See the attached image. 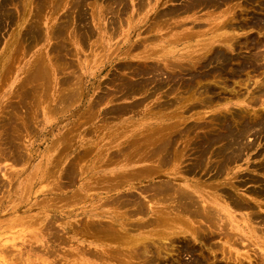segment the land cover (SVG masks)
Here are the masks:
<instances>
[{
	"label": "bare ground",
	"instance_id": "obj_1",
	"mask_svg": "<svg viewBox=\"0 0 264 264\" xmlns=\"http://www.w3.org/2000/svg\"><path fill=\"white\" fill-rule=\"evenodd\" d=\"M9 1H11V0H9ZM28 1H27V4L29 2H32V1H29V2ZM47 1H49V0H47ZM83 1L84 0H73L74 3L71 5L72 2L70 3V0H69V2H68V3H70L69 5H71V7H73V5H74V10L73 11L75 13H73V11H72L73 8L70 10V11H72L74 16L71 17V18L68 17L69 18V19L67 18L68 22L65 21V18H64V20H61L62 21L61 23H64L63 21H65L67 23L66 24L64 23L61 27L57 28V31H58L57 33L55 31H51L53 33H51L50 36L53 35V38H56V42L55 43H57V40H58L57 37H59L60 41H61L60 44L57 43L58 47L60 49H58L56 52L59 53V56H60V54L61 55L62 54H64V55L68 54L70 52V50H72L74 48L73 44H71L73 42H70L71 40H69L70 38L71 39L74 38L75 41L78 38L79 41L81 40L80 44L82 43V45L84 46L82 39L84 37H86V36H88V37L92 36L91 34L93 33V31H92L93 27H92V25H90V22L87 19L88 18L87 15H86L87 11H84L85 7L83 9V5L85 4ZM92 1H94V0H92ZM110 1L108 2V4L110 3L109 5H111V6H108V4L107 5L104 4L103 7L105 5L108 7L106 9V6H105V9H104L105 11H107L106 14L113 13V17L110 18V20L112 21V18H117V17L114 16V15H117L115 13L118 12L120 14V15L119 14L117 15L118 17L123 15V14H121V12L123 13V8L126 6V1H128L127 4H129L130 1L129 0H110ZM153 1L154 2L152 4V8H154L156 10L155 6L159 2V0H153ZM17 2H19V0ZM35 2L36 1L34 0L33 1L34 4L32 6V10L33 9H35V10L37 9V8L34 7V5L36 6ZM57 2H55V3L53 2L55 4L54 6L57 5L56 7H58L59 4H62L64 2V0H63V2H62V0L59 1V4H56ZM143 2H145V1L144 0H139V2H138L139 4H137V6L138 5H140V7L143 6V7H141V10L144 8V5H143L144 3ZM5 3H4V6H5ZM10 3H12V1ZM21 3H22V0H20L19 4H21ZM38 3L40 4V2H38ZM42 3H45V2L41 1V5H43ZM49 3L50 2H48V4L47 3L46 4H47V7L50 8L51 5L49 6ZM53 3H52V5H53ZM86 3L88 4V1ZM7 4H9V2H7ZM41 5H39V6L41 7ZM88 5L89 6L91 5V1H90V3ZM114 5H116V6H114ZM146 5L147 4H145V7H146ZM4 6L2 7V9H4ZM39 6L37 5V7H39ZM54 6H52V7H54ZM100 6H101V4H100ZM180 6H176L175 8L174 7H172V8L168 7V9L165 8V9H167V11L163 12V16L166 17L169 20L170 18H175V17H178V16H182L184 14L185 15L192 14V15H194V17L191 20H192L193 25L196 26V27H198V25L199 26L202 25L200 20H202L201 18L203 16H206L207 17L206 21L208 22L207 26L205 25L206 28L201 30V34L205 35V36H203V38H201V39H199L200 38L199 37L198 40H196V42L194 43V45H193L194 47L192 49H190V50L188 49L189 51H187V50L184 51L183 49L176 48V46H172V48H170V49L169 48L165 49V50L161 49L160 51H156L154 48H151L149 50L146 49L145 50V54L143 53L141 56L135 55L134 58H136V57L139 58L138 61L136 60L137 63L135 62V65H134L133 64L134 62L131 63V61H130L131 65L127 66L128 68L131 67V69H128V71L130 70V74H129L130 76H128V75L126 76V74L124 73L125 76H126V77H124L123 76L124 74L119 72L121 74V75L119 74V76H123L124 79L121 78V77L119 78V76H118V78L121 80V81L118 80V83H120L119 87H117L118 89L115 86L116 85L115 83L117 82V79H116V82L114 83L115 84L114 87L117 89V91L115 92L116 89L113 88L116 95L115 94H111L113 89L111 90V92L109 91V93L111 94L110 96H112V95L114 96L115 95V97H113L112 99H111V97H109L111 101H113L114 99H119V98L128 99L129 101L126 102V103L122 102L123 104H119L118 103L119 105L116 103L115 106L113 104H111L110 106L113 105V107H111V108L110 107L108 108L107 106H104V108L106 107L108 109L106 110V112L103 111V115L104 116H109L108 119H110L111 117H116V116L120 117L122 115H127V114H128V116H129V114H132V115L133 114H141L143 111H146V109H147V108L145 109L144 106H143L144 109H142V107H141L142 105H144L145 102H148V103L150 102V105H153L151 110H153V108H155L154 112H152L151 115H150L151 116V119L149 118L150 120L140 121V124L137 127H135V128L132 127V129L129 128L130 129L129 131H125L124 132L125 136H122V138L124 137L122 142H118L115 145V147H117V149L113 150V152L112 151L110 152V148L109 147H111V146L103 148L104 149V153H105L103 156H101V161H102V157L105 159V160H103V164H109V165L110 164H119V165L120 164H129V165L130 164H138V167L134 166L135 167L134 169L132 168V169L124 170V171H118L117 170V171L113 172V176L106 175V178L110 177L108 179L110 180L109 181L111 183L110 185H114V190H115L116 186L120 185V183H122V185L123 184L124 185H129L130 183H132V185H133V183H135L134 180H136V179H143V178H148V177H152V179L153 178L155 179L156 177H158L160 175V173L162 174V172L164 170H166L167 168L168 169L170 168V170H172V171L168 172V173L165 172V174H162V175H165V177L163 176V178H160L158 180L157 179L156 180L153 179L154 181L152 182L151 185L149 184L147 186H141L140 188L136 187V188L140 189L139 190L140 193L139 192L135 193L136 191H131L130 190L128 193H126L124 195L121 193L123 196L119 197V195H118L117 196L118 198L115 199L114 203L119 208V211L118 210H117L118 212L115 211L116 213H114V214L112 212L110 213V212L106 211L105 209L107 207L104 210H99V211L95 207L93 209H85L84 207H82V209L80 210V212L77 215L78 216H82L84 214L85 215L84 218H80V219H78V221H76V219H75V222L72 219L71 220H66L65 219L66 220L65 221L66 226L64 227L65 230L71 231V232L74 231L75 233L80 234L82 236V238H84V239H92L93 241L97 242L96 244H94V243H90L89 244L88 243L89 245H87V247L83 246V251H85L88 248L87 252H90L91 256L96 255V258L102 256L103 258L102 257L97 258V259H100V260H103L104 257L107 254H109V257H111L110 255H112L113 256L112 257L113 260L116 259V257H117L116 255L123 254L124 257H128L129 260H131L129 257L136 258V259H138V258L142 259L143 263H141V264H244L243 261L245 259H242V255L241 254L237 253L236 255H234L232 250L230 249L231 248L230 244L233 243V244L237 245L236 242H237L238 238L239 239H244V240L250 241V242L251 241H256L255 243L260 244L262 246H263V243H264V239H263V237H264V214L262 216V214H261L262 212L260 213V211H259L260 209L259 210L256 209V208L262 206L261 201L264 198V180L259 178L258 180L255 179L254 181H252V183L255 182V181H257L259 183V185H257V186L254 185L255 187L249 189V191L247 190L248 192H250V193H248V192L247 193L251 194V196L254 197V198L252 197L253 199H248V198H246L247 196L243 197V193L242 192H241L242 193L241 195H237V194L234 193L233 190L231 191L230 188H233V189L239 191V188H240L242 182L243 181L246 182V181H248V179L246 181L245 180H241L242 181V182H240L241 184H237L238 181L235 180V181H237V182H235L234 179H233L234 177L230 176V174H231L230 170H232L233 168L231 169V167H229V164L232 165V163L234 161H238V160H240V158H243V155L246 154V150H249L252 147H254V144H255L254 140L250 141L248 139L250 136H254L255 139H257V138L259 139V137H261V138L264 137V36H260V34L264 35V0H184L183 6L182 7H180ZM0 7H1V4H0ZM29 7H30V4H29ZM45 7H46V5H45ZM45 7H43V8H45ZM56 7L53 8L54 11L58 9ZM60 7H61V5L59 6V8ZM87 7L88 6H86V8ZM128 7H126L125 9L129 10ZM140 7H138V9ZM65 8H68V7H65ZM69 8H70V6H69ZM88 8L86 10H88ZM102 8H100L101 11L103 10ZM252 8H255V9L253 10ZM6 9L9 10L8 5L5 6V10ZM28 9H27V11H28ZM41 9H39V10L37 9L38 12L37 11L35 12V14L37 13V16L35 18H39L38 17L39 11L42 12L44 10V9H42V10ZM125 9H124V15H125V12H126ZM29 11H31V10H29ZM49 11L51 12L53 10L49 9ZM49 11H47V12H49ZM68 11H69V9L67 10V12H65V11L64 12L67 13V15L69 16L70 14H68ZM70 11H69V13H71ZM22 12H25V11H22ZM53 12H52V14H53ZM92 12H93V14L95 13L93 11V9H92ZM201 12H203V13H201ZM6 13L9 14V12H6ZM6 13L4 15L5 19L7 17L9 18V16H10V15L8 16V14H7V17H6ZM31 13H33V12L31 11ZM54 13H56V12H54ZM126 13L128 14V12H126ZM0 14H1V12H0ZM2 14L0 16L1 19L3 18ZM52 14H50V15H52ZM28 15H29V13H28ZM32 15L30 14L29 16L31 17ZM40 15H42V14L40 13ZM109 15H111V14H109ZM126 15L124 16L125 18L129 17V15L128 16H126ZM158 15L161 16L162 13L158 14L156 12V17ZM42 16H40V17H42ZM64 16H65V14H64ZM101 16L104 17V15H101ZM123 16L121 18H123ZM163 16H161V17H163ZM30 17H28V18H30ZM156 17L154 18L155 21H156ZM51 18H53V16H51ZM125 18L122 19V20L123 21L125 20V22H126L127 20ZM39 19H41V18H39ZM70 19H72V21ZM98 19H99V17H98ZM108 19H109V16H108ZM127 19L129 20V18H127ZM131 19L129 20L130 23H131ZM158 19L160 20V18H157V21H158ZM162 19H161V21H163ZM10 20L14 21V22L16 21V19H14V20L10 19ZM26 20L30 21L31 19L30 20L26 19ZM33 20H31V21H33ZM35 20H37V21H35L36 23L39 22L38 19H35ZM117 20L119 21L121 19L119 18ZM1 21H2L1 23H3V19ZM132 21H133V19H132ZM6 22L7 21L5 20V23ZM42 22H44V21L42 20ZM57 22L58 23H55V24L58 27V25H61V23H60V21H57ZM113 22H114V19H113ZM173 22L176 25L175 26L174 23H173V26H175V27H177V25H178V27H181L182 25L185 24L184 20H179V21H176V22L173 21ZM27 23H30V22H27ZM31 23H30V25H32ZM117 23L118 22L115 23L116 26H117ZM52 24H50V25H52ZM118 24L120 25L121 23L119 22ZM203 24H206V23H203ZM30 25H25V26L28 27ZM33 25H34V23H33ZM33 25L31 27L34 28L35 26H33ZM38 25H39V27L37 29L36 28L33 29V30L36 29L37 33H39L38 29H40V27H41L42 31H43L42 28L44 27V25L40 26L41 24H39V23H38ZM119 25H118V28H120ZM125 25H127V24H125ZM3 26H5L4 23H3ZM54 26L55 25L52 26L53 29H54ZM99 26H101V25H99ZM121 26H123V25H121ZM147 26H146V28H147ZM151 26L152 25H150L149 28ZM153 26H155V24ZM175 27H173V28H175ZM106 28H108V27H106ZM113 29H114V27H113ZM252 29L256 30V32L258 33L257 36H254L252 34H248L247 33L248 31H246V30L250 31ZM30 30H32V29H30ZM41 30H40V33H39L40 35L42 34ZM108 30H110V32H111V29L108 28ZM48 31H50V30H48ZM114 31H116V28L113 30V33H114ZM119 31L120 30H118V32ZM182 31H183V29H182ZM23 32L21 33V35H23ZM26 32H28V29H27ZM34 32L35 31H33L32 33H34ZM94 32H96V29H95ZM99 32H101V31H99ZM196 32H193V31L191 32V30L183 32V33L181 32L182 34H179L180 32H178V34H179L178 37H177V35L176 36L173 35V39L174 40H172V39H170V40H172V41H174L176 43L181 42L183 40L191 41L190 38L200 34L199 30L197 32L198 34ZM37 33H36V35L38 37H40L39 34H37ZM55 33L57 34L56 37H54ZM30 34L31 33H29V36H30ZM115 34H116V32H115ZM115 34H114V36H115ZM136 34H140V31L138 33H136ZM25 35H24V37H25ZM31 35H34V34H31ZM41 36H44V35H41ZM50 36H49V38L51 39L52 37H50ZM18 37L23 38L21 36H18ZM80 37H81V39H80ZM90 37H89V40H90ZM1 38H2V36H1ZM130 39H132V38H130ZM130 39H129V33H128V35L124 36V38L122 40V44L120 42L119 43L124 46L125 42L128 41V40L130 41ZM154 39H156V38H154ZM54 40L55 39H53V41ZM84 41H86V39H84ZM138 41H137V43L136 42L129 43L131 45H128L129 46V47H127L128 49L125 50L123 52V54H125V56L127 54H130V51L132 50L131 48H137L138 46H141V45L142 46H147L148 45L147 44V40L146 41L141 40L139 42ZM84 43L87 44V41L84 42ZM0 45H2V44H0ZM75 45H76V43H75ZM99 46H100V44H99ZM117 46H118V44H117ZM184 46H186V45H184ZM56 47L53 48L54 51L56 50L55 49ZM69 47H71V48L69 49ZM78 47H76V48H78ZM237 48H239L240 51L238 53H235L236 55L230 51V50H235ZM244 48L245 49H250L249 53L244 54L243 52H241V50H243ZM115 49H113V50H115ZM59 50L62 51V52L65 50L66 52L65 53L64 52L61 53ZM47 51H49V50H47ZM74 51H75V48H74V50L71 51V54H70L71 56H72V53H73V55L77 54ZM142 52H144V51H142ZM44 53L45 52L43 51L42 54L44 55ZM51 55L52 56H54V55L56 56V54H51ZM39 56L43 60H41L40 57H37V58H39L38 59L39 61H37V59H35L34 61H31V62H35V64H36V61H37L36 66H35L34 63H32L33 67H34V70L31 67H27V69L28 68L30 70L32 69L31 70L32 75L30 74L31 72H29L30 70L29 71L27 70L29 72L27 74V76L29 74L30 75L27 77V80H26V78H23L22 81L20 82V83H23V84L22 85L20 84L19 86H23V85L25 86V88L22 87V89H24L23 90L24 92L21 91V94L24 93L25 96L22 94L23 96H20V97H24V98L28 97L29 91L25 92V89H26L27 86H29L28 88H30V86H31V85H29L30 84L29 77H31V76H34V78L33 77L30 78L31 82H33V81L34 82L35 81L39 82L40 80L36 76H40V74H43L42 75L43 77L47 76L45 80L49 81L50 84H51L52 81H50V80L52 78H49L50 80L47 79V78L50 75H52L53 78H56V76H55L57 74L56 73V68L58 69V67H60L59 62L62 60V58H64L63 60L65 62H63V63H65V64H63L62 61L60 63H62L64 65V68H65V71L63 70L64 73L66 72L67 73L66 75L70 74V76H71V74H73V72H75V71H72L70 69V66H72L74 64V61L72 62V65H71V61H68L69 59H71V58L68 59L69 56L67 57L68 60L66 61L65 60L66 59L65 58L66 55L64 57H62L61 59H58V55H57L56 59L59 60V62H58L59 65L56 63L58 60L55 59L54 63L52 61V63L54 64V67H52L51 62H49V60L46 61L44 56L43 57H42V55H39ZM9 63H11V62H9ZM128 63L129 62L127 61V63H125V65H127ZM29 64H28V66H29ZM56 64L58 66L55 68ZM62 64H61V66H62ZM68 67H69L70 70L68 69ZM74 67H71V68L76 70V68H74ZM60 68H59L58 72L62 73V69H60ZM9 69L10 68H8L7 71H9ZM124 69H126V66H125ZM68 70H69V73L67 72ZM71 71H72V73H70ZM123 71H125V70H123ZM128 71H127V73H128ZM78 74L79 73H77V75ZM92 74H94V73H92ZM64 75H63V73L60 75V76H63V77H61V78H63L62 82H64L66 80V78L64 80ZM77 75L74 74L72 76L73 77L74 76L77 77ZM78 76L80 77V75H78ZM115 76H117V75L115 74ZM73 77L72 78L68 77V79L66 80L67 84H65L66 86L63 85L64 83L63 84L61 83V81H60L61 79L59 81H57V82H59L62 85V86H59L60 91H62V90L64 91L65 89H67V90L70 89L68 94L64 91L65 94H67V96L64 94L66 96V98H65V96L61 95L62 97L65 98V99L62 100L63 103L61 104L62 106L64 105L63 106L64 108H68V107H65V106H69L70 105L69 101H73L74 100V101L77 102V101L80 100V98H83L82 97V93H83L82 89L84 87L82 88L81 85H78V82H77L76 78L73 79ZM80 78L82 79V77H80ZM231 79L233 81H231ZM4 80H5V78H4ZM24 81L27 82V83L29 82L28 85H27V83L24 84ZM46 81H45L46 84H44V80H43V83L40 82V84H44V85L48 86V88L46 90H44L46 88V86H45V88H41L43 90H40V91L46 92V94H44L43 92L42 93L44 95L48 96V93H50V89L53 86H51L49 83L47 84ZM110 82L111 81H109L108 83H110ZM231 82H233L235 85L240 86V88L237 90L236 86H232ZM251 82L254 84V87L252 89H249V84L248 83H251ZM2 84H3V81H2ZM35 86H37V84ZM50 86H51V88H50ZM63 86L64 87H69V88L61 89V87H63ZM242 87H244V89L245 88L247 89V90L245 89V91H247V94H246L245 91H242V89H243ZM19 88L21 89V87H19ZM35 88L37 90V87H35ZM17 90L15 89V91L11 92V96L14 95V97H16V96L18 97L20 93L16 94V92L19 91V90L18 91ZM38 90H37V92L32 90L33 94H32V92H30L32 94V95L30 94L31 97L33 95L35 97L37 93L40 94L41 92H38ZM52 90H54V89H52ZM83 90H85V89H83ZM118 90H120V91H118ZM60 91L58 89L56 90V92H58L60 94H63ZM25 93H27V94H25ZM117 94H118V96H117ZM49 96H50V94H49ZM96 96L99 97L100 95H96ZM36 97H38V98H35V99H38V100L36 101L35 105L33 103L35 99L32 100L33 102L30 99H28V98H26V100L27 99L30 100L33 103V106H36V104H37V108H38V104L40 102L39 95L37 94ZM106 97L107 96H105V99H107ZM233 97L236 98L237 100H239L238 101L239 103L257 104V103L261 102L260 108L254 109L252 111L253 114H251L250 113L251 111L249 112L248 110H246L247 108H245V106L242 107V109L244 108L243 110H241L240 107H239V111H240L239 113L234 112L233 109H232V111L228 110V113L225 112V114H223V112H220V114L218 113L216 115H213L214 117L210 118L209 121H208L207 118H206V120H204V118H203L204 117V113H203V116H202L200 110H198L200 107L203 110H205L204 108L210 109L211 106L216 105L217 103L223 102L221 100H224V99L225 100H231ZM11 98H13V97H11ZM24 98H23V100H24ZM59 98H60V95H59ZM103 98H104V95H103V97L101 96L99 98H95L96 101L94 103L90 102V104H91L90 110H95L96 106H98V108H99V106L102 103V101H104ZM19 99H18V102L14 99L17 103H15L14 101L12 102L13 99L7 100V102L10 101L9 103L11 105H12V103H15L13 105V107H11V105L9 103H7V104L10 105L11 109L13 108V109H15V111L13 110L14 113H12L13 111L10 109L12 112H9V113H12L13 116L10 114L12 117H4V118H6V119L8 118L9 119V118H13L15 116L14 117L15 121H14V119L12 120L13 122L6 120L4 125H1V124L0 125L3 127V126H5V124L7 125L9 122H12V125L15 124L14 126H16L15 128L10 127L11 129L9 128V126H11V125H9L8 127L5 126V128L7 127V130L9 128L10 131L14 129V131L17 132L15 129L17 128V130H18V126H19V130H20L22 128L20 126L21 122L23 120L27 119L28 116H29V114L27 115L26 113L31 112L29 110L31 109L30 107L32 105H30V103H29L30 107L28 108L27 102H26V104H25V102H23V100H21L19 102ZM57 99H56V104L58 103V105H60L61 102L57 101ZM61 99L62 98H60V100ZM44 100H45V98H44ZM52 100H50V101L52 102ZM67 100L69 102V103L66 102L68 105L66 103H64ZM21 102H23V104ZM42 102H43V99H42ZM9 105H8V109H9ZM25 105H27V107ZM47 105H49V104H47ZM55 105L53 106V108L55 107ZM58 105H57L56 108H58V110H59ZM33 106H32V108H33ZM173 106H175L174 107L175 109H170ZM3 107L6 108L7 105L5 106L3 104ZM23 108H28L29 109V110L27 109L28 111H26V113L24 112L25 113L24 114L25 118H24V116H22V114H23L22 112L24 110ZM47 108H48V106H47ZM53 108L49 107V110L50 109L52 110ZM56 108L53 109L54 111L49 112V113H51L50 118L52 116V113L57 110ZM93 108H95V109H93ZM1 109L3 110V108H1ZM33 109H35V108H33ZM105 109H103V110H105ZM148 109H149V106H148ZM10 110H8V111H10ZM151 110H150V112H151ZM167 110H170L171 114L169 113V111H168V113H165ZM33 111H35V110H32V113L34 114ZM189 111H191V113L189 115H186V113L189 112ZM235 111H238V110H235ZM61 112L58 113V115L61 114ZM90 112H88V113H90ZM96 112H98V111H96ZM148 112H149V110H148ZM0 113H3V111H0ZM36 113H37V115H36ZM36 113H35V116H38L42 112H39V110H38ZM47 113H48V110H47ZM93 113H94V111L92 112V115L94 116L95 114H93ZM162 113H163V115L166 114L167 118H169V119H164V116L161 115ZM4 114H2V115L6 116ZM30 115H32V114L30 113ZM41 115L42 114H40L38 116L39 119H41L40 118ZM251 115H254V116L250 117ZM26 116H27V118H26ZM89 116H91V114H89ZM143 116H144V114H143ZM221 116H223V118ZM0 117H1V115H0ZM173 117H175V118H173ZM4 118H2V119H4ZM35 118H37V117H35ZM91 118H92V116L90 117V119H88L89 122L92 120ZM140 118L142 119V117H140ZM189 118H191V120H189ZM93 119H94V117H93ZM42 120H43V118H42ZM99 120H100V118H99ZM2 121L3 120H0V122H2ZM31 121H34V120H30L29 123H31ZM38 121L35 120L34 123L38 122ZM106 121H107V118H106ZM106 121H105V123H106ZM39 122H42V121L40 120ZM78 122L81 123L82 121L80 120V121H77L76 123L78 124ZM84 122H87V121H84ZM126 122H127V120H126ZM34 123H32V125H34ZM134 123H137V122H134ZM2 124H3V122H2ZM101 124H102V122H101ZM38 125H40V123ZM1 126H0V128H1ZM22 126H24V125H22ZM101 126H103V125H101ZM130 126H132V125H130ZM28 127H26V128H28ZM33 127H34L33 129H35L36 125L33 126ZM73 127L71 126L70 128H72L73 131H74V128L76 127V124H75V127L74 128ZM96 127L97 126H95L94 128H96ZM99 127H100V125H99ZM89 128L93 129V131H94L93 127H89ZM28 129H27V131H28ZM30 129H32V128H30ZM66 129H67V127H66ZM75 129H77V127ZM78 129H77V131H78ZM86 129H85V131L87 132L89 129L88 130H86ZM7 130H5V132ZM19 130H18V132L21 131L20 133L23 132L22 130L25 131L24 128L22 130H20V131ZM90 130L88 131L89 133H90ZM69 131H70V129H69V126H68V130H65L64 133L59 136V138L64 137L65 144H63V145H65V147L67 149H68V146H69L68 144H71L72 142H73L72 145L73 144L76 145V143H75L76 141L74 142V140L76 138L74 136L75 132L73 133V132H69ZM1 132H2V130H1ZM5 132H4V135L5 134L6 135H5L4 139H2L3 135H0V159L3 158L4 161H6L5 159H7V161L11 160V162H12L15 158L18 157L17 158L18 160L15 159V160H17L16 161L17 163H18V161H20V162L23 161L21 159L24 158V156H25L24 154H26L27 152L25 151V153H24V150H25L24 144H22L21 146H18L21 143H23V142H21V138L19 137L20 142H21V143H19L18 137H16V139H15V136L13 135L12 131L10 133L8 131H7V133H5ZM77 133H79V132H77ZM26 134H27V132H26ZM85 134L87 135V133H85ZM111 134H113V133H111ZM15 135L18 136L17 134H15ZM21 135H25V133H22ZM29 136H31V135L29 134ZM101 136L103 137L104 135H101ZM26 138L24 139V141L26 140ZM56 138H58V137H56ZM22 140H23V136H22ZM53 140H55L56 142L53 141ZM53 140H52L53 142L51 141L52 143H54L53 145H57V144H55V143H57V140L54 139V138H53ZM110 140H112V139H110ZM17 143H19V144L17 145ZM52 143H51V146H53ZM86 144H88V142ZM91 144H93V143H91ZM99 144H97V146H99ZM63 145H61V146H63ZM81 147H80V149H82L84 146L82 148ZM91 147L92 146H89L86 149H82L81 151H79L80 153L78 152L77 155L75 154L76 157H74L73 159L70 157V158H68V161L65 160V162H64L65 165L64 166L60 165L61 167L58 170L59 171V178H62L63 181L61 183L62 185L58 186V187H61V188L62 187H64V188H68L69 187L71 189V187H70L71 183L74 182L73 178L75 176L80 175L81 169L83 168V165L86 164V163L83 164L82 160L89 159L88 158L89 155L87 154V152H90L89 148H91ZM66 148L63 149V150H66ZM93 148H91V149H93ZM101 148H102V146H101ZM21 149H24L23 152H22ZM60 149H62V147L59 148V150H58V154L60 152V155H61L62 152H64V151H60ZM48 150H49V148H48ZM69 150H70V147H69ZM98 151H100V150H98ZM47 152L49 154V152H51V151H47ZM91 152H93V151H91ZM91 152H90V156L92 154ZM101 152L103 153L102 150H101ZM101 152H99L98 154L101 155L102 154ZM55 155H56V158L59 156V155L57 156V154H55ZM86 155H88V156H86ZM9 156H10V158H9ZM11 156H12V159H11ZM14 156H15V158H14ZM84 156H86L87 158L84 157ZM19 157H20V159H19ZM59 157H61V156H59ZM185 157L189 160V162L188 163L186 162L187 164L183 165V162H184L183 160H184ZM94 158H95V156H94ZM24 159H27L26 161L28 162V157L27 158L25 157ZM48 159H50V158H48ZM56 160H58V159H56ZM59 160H58V166H59V162L61 161V160L60 161ZM80 161H81V163H80ZM101 161H100V164H102ZM15 163L13 162L12 164L15 165ZM55 164L57 166V161H56ZM79 164H80V166H81V164H83V165L81 167H79ZM53 166L55 167V165L53 164V165H51V167H52L51 169H54ZM40 167H41V165H40ZM42 168H44V166ZM86 168H85V170H86ZM46 169H47V167H46ZM55 169H56V167H55ZM12 170H11V172H12ZM256 170H258V172L261 171V172L264 173V159L261 161V164L258 165V168ZM56 171H57V169H56ZM31 172H32V170H31ZM34 172H35V170H34ZM54 172H53V175L56 176L57 172H55V173ZM83 172L84 171H82V173ZM110 172H111V170H110ZM199 172L208 173V177L212 179V181H211L212 184H215L217 182V181L213 182L216 178L221 177L223 174H227V180H226V183H225L226 187H222L221 189L218 188L217 190L222 194L221 197H223L224 199L230 201L233 204V206H235V208L237 207L239 209H246V210H244L246 212H247V210H250L249 211L250 214H249V216L247 215V217H248V219L250 218L249 219L250 221L253 220L254 223H257V224L260 225L259 230H260L261 233L260 232L259 233L261 235L260 234L257 235L254 232L249 235V233H248L249 230L246 233L245 229H242L241 227L236 228V232H238L236 234L235 233L233 234L232 233L233 231L229 232L227 229H224V230H220L219 234L224 235V236L221 235L222 237L220 239L221 240L224 239V242L226 244H228V245H223V243L222 244L219 243V245L221 244V245L225 246L229 250H226V248L220 249L221 245H220V247L218 246L219 247V250H218V247H217L218 243L216 242L217 243V245H216L215 242H214L213 246L211 245L212 243L210 244L211 247H212L210 252H209V248H208V253L209 254L208 253L206 254L205 253L206 251L200 250L195 245L196 242L194 243V241L206 242L208 240V242H209V239L214 238L215 234H217L219 232V230H217V229L218 228L220 229L221 228L220 226H223L222 229L225 228V227L228 228V226L225 223L229 222V221H227L228 220L227 219L224 224L220 223V221L222 220V216L221 215H223L222 213L220 215V210H225V209L221 208V204L217 202V199L215 198V196H212V195L209 196V195L203 194V192L200 191L201 189L199 190V187H198V186H200L202 184L199 180H196V182H192L191 181L193 177H195L198 174H200ZM38 173L39 172H37V174ZM47 173L45 171V174H47ZM49 173H51L50 166H49ZM85 173H86V171H85ZM33 174L34 173L32 172L31 176H33ZM110 174L112 175V173H110ZM10 175L12 176V174H10ZM34 175H36V174H34ZM81 175H83V174H81ZM7 176L9 177V175H7ZM39 176H37V177H39ZM97 176H98V178L94 182L97 183L98 185L103 184L105 182V179H106L105 175L103 176V174L101 173V174H98ZM44 177H45V175H44ZM49 177H50V175H49ZM49 177H48L47 180L50 179ZM91 177H93V176H91ZM160 177H161V175H160ZM260 177L262 178V175ZM11 178H13V176ZM41 178H43V177H41ZM59 178H58V180H59ZM44 179H41V181H44ZM52 179H51V181L54 180V179L53 180ZM55 179H56V177H55ZM11 180H13V179H11ZM182 180H184V182ZM250 180H251V178H250ZM91 182H93V181L91 180ZM248 182H250V181H248ZM1 183L3 185L6 184V183L4 184L3 182H1ZM1 183H0V187L3 186V185H1ZM23 183H25V182H23ZM47 183H46V187H47V185H49ZM97 184H95V185L97 187H99ZM7 185L8 184H6V186ZM27 185H28V182H27ZM218 185L219 184H215L214 186H218ZM34 186H36V183L34 181H32L31 184L29 186H27L28 188L26 187V190L34 189ZM103 186H105V187H103ZM103 186H101V187H103L101 189H106L107 186L109 187V185H107V186L103 185ZM214 186H213V188H214ZM219 186H222V185H219ZM5 187L4 188L1 187L2 188L1 190L2 191H6L7 189H5ZM87 187H90V186H87L86 185V181H84L79 186V190L77 191V189H76V192L74 191L75 193L72 192L71 194L70 193L68 194L67 193L68 191L67 192L60 191V189L58 188V190L61 193H59L57 195L53 194L54 197L51 196L52 198L50 199V202L49 203H45V204H46V206L51 207L50 210H52V206H56V207L65 206L66 207V206H70V205H72L74 203L76 204L77 201L80 202V204H77V206L81 205L85 201V199H88V197H91V196H88V194H86V192L89 191V189ZM21 188H20V190H22ZM92 188H94V187H92ZM92 188L90 187V190ZM136 188H135V190H136ZM210 188H212V187H210ZM213 188H212V192L215 189V188L214 189ZM10 189H12V188H10ZM99 189H100V187H99ZM133 189H134V187H133ZM24 190H25V187H24ZM61 190H63V189H61ZM107 190H109V189H107ZM116 190H117V188H116ZM128 190H129V188H128ZM242 191H243V189H242ZM244 191H246V190H244ZM16 192H17V190H16ZM26 192L24 193L25 195H26ZM29 192H30V190H29ZM208 192L210 194V191H208ZM4 193L7 194V192H4ZM21 193H22V191H21ZM142 193H145L147 195H144V197L142 198L141 197ZM11 194H12V192H11ZM24 194H23V196H24ZM44 194H46V193H44ZM94 194H95V192H94ZM244 194H245V192H244ZM90 195H93V193H91ZM45 196H44V198H45ZM260 197H261V201L259 200ZM3 198H5V197L3 196ZM40 198L42 199L43 197H40ZM257 198H259V199H257ZM46 199H47V201L46 200L45 201L48 202L49 199L48 198H46ZM110 199H109V201L113 200V199H111V200ZM224 199L222 201H224ZM10 201H12V200H10ZM42 201L45 202L44 199H42ZM42 201L39 200V202L35 201V203H30L31 201H30V199L28 201V197H27L25 200L24 199L21 200L19 204L20 205L23 204L26 207L30 208V207L36 206L37 204H39ZM23 202H27V203L24 204ZM59 202H62V204L60 203L61 204L60 205ZM91 202H92V199H91ZM253 202H255V203L253 204ZM4 203L2 202V204H4ZM57 203L59 205H56ZM103 203H104V205L105 204L108 205L107 204L108 201H106V202L103 201ZM103 203H101V204H103ZM224 203H225V201H224ZM19 204H17V205H19ZM40 204H42V203H40ZM92 204L94 205V203H92ZM109 204H110V202H109ZM94 206H96V205H94ZM49 207L46 208V210L49 209ZM71 207L73 208V206H71ZM88 207L89 206H87L86 208H88ZM112 207H113V205H112ZM35 208L37 209V207H35ZM39 208H43V207L39 206ZM74 208H75V206H74ZM53 209H55V208L53 207ZM58 209H60V208H58ZM61 209L63 210V208H61ZM20 210H23V209H20ZM27 210H29V209H27ZM65 210H66V208H65ZM55 211H57V210L55 209ZM69 214H71V213H69ZM236 214H237V212H236ZM48 216H47V213L43 212V213H40L39 215H32V216H28V217L26 216L27 218H25V221L26 222L36 223L37 226H38V224L40 222H42L41 226L39 227L40 229L41 228L51 229L52 227H54V224L53 225L51 224L52 223V219H48ZM56 216H57V214H56ZM137 216H139L138 219L136 218ZM224 216H226V215H224ZM56 219H58V218H56ZM61 219H62V217H61ZM61 219H60V221H61ZM18 221H20L21 223L22 222L24 223V221H22L21 218ZM56 221H59V220H56ZM254 223H252V224H254ZM224 225H225V227H224ZM2 227H3V225H2ZM250 228H251V230H255V231L258 230V228H255L253 225H250ZM54 230L57 231L58 229L57 230L54 229ZM59 230H61V229H59ZM134 230H139L140 231V234H139L138 237L137 236H132L133 233L131 231H134ZM32 231H33V228H32ZM46 232H47V230H46ZM21 234H22V231H21ZM48 234H49V232H48ZM56 234H58V232ZM136 234H138V232ZM54 235H55V233H54ZM64 235L65 234L63 233V236ZM66 235H68V234H66ZM50 236H52V235H50ZM13 237H15V235ZM66 237L67 236H65V238ZM215 237L218 238L217 235ZM18 238H16V239H18ZM28 238H30V237H28ZM49 238H51V237H49ZM53 240L54 239H52V242H53ZM60 240H61V242H63L65 240L67 241L69 239L68 238H66V239H62L61 238ZM66 241L63 242V244L64 243L66 244L68 242V241L67 242ZM192 241H193L194 244L192 243ZM128 242H133L132 245L134 247H131V246L124 247V248H126L125 249L126 251L122 253V249H124V248L119 249L118 245H120V244L123 245L124 243H128ZM238 242H240V241H238ZM250 242H248V243H250ZM71 243H73V242H71ZM71 243L69 242V244H71ZM75 243H74V245L77 244V243L76 244ZM107 244H112V245H110V246L108 245L106 247ZM66 245H68V244H66ZM239 245H240V243H239ZM245 245H247V244H245ZM40 246H38V247H40ZM38 247L36 248L37 251H38ZM178 247H179V249H178ZM248 247H249V245H248ZM78 248H81L80 244H79ZM42 249H44V247ZM34 250H35V248H34ZM39 250H41V249H39ZM80 250H82V249H80ZM9 251L11 252V250H9ZM54 252H55V248H54L53 252H51V256H53L55 254ZM68 252L69 251H67V249H66V253L64 252L65 255L68 254ZM183 252H185L186 255L190 256V258L187 259V260L183 259L182 256L185 255V254H183ZM19 253H20L21 256H19L17 264L18 263L19 264H23L24 263V258L22 256V251H19ZM71 253H74V252L70 251L69 254H71ZM85 253H86V251H85ZM219 253L222 254L221 258L219 256ZM61 254H63V252ZM76 254L74 253V255H76ZM86 254H88V253H86ZM65 255H64V257H65ZM82 255H83V253H82ZM16 256H18V255L16 254ZM33 256H35V253H34ZM119 256L117 258L120 260ZM173 256H175V258ZM0 257H1V259H8L9 260V258H12V254L11 253L8 254V251H6V253L1 254ZM185 257H187V256H185ZM122 258H121V260H122ZM105 259H106V257H105ZM106 260H109V259H106ZM106 260H104V262ZM110 261H111V259H110ZM115 261H118V260L116 259ZM122 261H124V258H123ZM122 261H121V263H122ZM132 261H136V260H132ZM253 261H251V262H253ZM71 262H74V261H71ZM118 262H120V261H118ZM118 262H116V263H118ZM127 262H130V261L127 260ZM93 263H96V260ZM245 263H246V261H245ZM258 264H261V261L258 262Z\"/></svg>",
	"mask_w": 264,
	"mask_h": 264
},
{
	"label": "rangeland",
	"instance_id": "obj_2",
	"mask_svg": "<svg viewBox=\"0 0 264 264\" xmlns=\"http://www.w3.org/2000/svg\"><path fill=\"white\" fill-rule=\"evenodd\" d=\"M12 1V3H10ZM11 1H9V0H0V4H1V9H0V12H1V14L3 15L2 17V19H3V23H4V25L5 26H3V23H1L2 21V19H1V17H0V38H1V36H2V38L0 39V44H2V45H0V111H3V113H0V115H1V117H0V120H3L2 122H3V124H2V122H0V124L1 125H4V123H5V121L7 120V121H12L13 119H14V117L13 118H4V117H12L13 116V114L12 113H14V111H15V109H11V107H13V105L15 104V103H17L18 102V99H19V102L21 101V100H23V98L24 97H20V96H23L24 95V93H22L21 94V91L22 92H24L23 90L24 89H22V87H24L25 88V86L23 85V86H19L20 84L22 85L23 83H20L21 81H22V79L23 78H26V80H27V77L31 74L32 75V72H31V70L28 68L27 69V67H31V68H33V70H34V67H33V64L32 63H34L35 64V62H31V61H34L35 59H37V61H39L38 59L39 58H37V57H40L39 55H42V57L44 56V58L46 59V61L47 60H49V62H51V65H52V67H54V61H55V59L57 58V55H58V59H61L62 57H64L65 55H66V61L69 59V58H71V59H69L68 61H71V65H72V62L74 61V64L76 65H72V66H70V69L72 70V71H75V72H73V74H71V76H70V74H68V75H66L67 73L65 72L64 73V71H65V68H64V65L63 64H65V63H63V62H65L63 59L64 58H62V63H60L59 62V60L58 59H56V60H58L56 63L58 64V62H59V64H60V67H58V69L56 68L58 65L56 64L55 65V68H56V73L58 74H56L55 76H56V78H53V76L52 75H50L47 79H49V78H52L50 81H52L51 82V84H50V82L49 81H46L45 79H46V77H43L42 75L43 74H40V76H36L40 81L38 82V81H33V82H31V77H33L34 78V76H31V77H29V80H30V84L29 85H31L30 86V88H28L29 86H27L28 85V83L27 82H25L24 81V84L25 83H27V87H26V89H25V92L27 91H29V94H28V97H25L24 98V100H23V102H25V104H26V102H27V105H28V108L30 107L29 106V103H30V105H32L33 106V103H34V105H35V103H36V101L38 100V99H35V98H38V97H36L37 96V94L39 95V100H40V102H39V104H38V108H37V104H36V106H33V108H35V109H33L32 108V106L30 107L32 110H35V111H33L34 112V114L32 113V110L30 109H28V108H23L24 110H23V114H22V116H24V114L26 113V111H31V112H28V113H26L27 115L29 114V116H28V118H27V116H26V118L27 119H25V120H23L22 122H21V129L20 130H22L23 128L25 129V131L24 130H22L23 132L22 133H25V135H21L22 133H20L21 131L19 130V126H18V130L20 131V132H18V130H17V128L15 129L17 132H15L14 131V129L13 130H11L12 132H13V135L15 136V139H16V137H18V139H19V137L21 138V142H23V143H21L20 142V139H19V143H21L20 145H18L19 143H17V145L18 146H21L22 144H24V147H25V150L24 149H21L22 150V152H23V150H24V153H25V151L27 152L26 154H24L25 156H24V158L26 157H28V162L26 161L27 159H24V158H22L21 160H23V161H18V163L16 162L18 159V157L17 158H15V156H14V158L15 159H17V160H15L14 158V160L11 162V160H8L7 161V159H5L6 161H4L3 160V158H1L0 159V161L2 162H0V183L1 182H3L4 184L6 183V184H8L7 186H6V184L5 185H3L2 183H1V185H3L4 187H5V189H7L6 191H2L1 189L2 188H4L3 186H1L0 187V255L1 254H4V253H6V251H8V254L9 253H11L12 254V258H9V260L8 259H1V257H0V264H17V262H18V258H19V256H21L20 255V253H19V251H22V256H23V258H24V263L23 264H141V263H143V261H142V259H136V258H132V257H129L131 260H129L128 259V257H124V255L123 254H119V255H116L117 257L119 256V258H120V260L116 257V259L118 260V261H120V262H118V261H115L116 259H114L113 260V256L112 255H110L111 257H109V254H107L105 257H106V259H109V260H106L105 259V257H104V259L103 260H100V259H97V258H100V257H102V256H100V257H97L96 258V255H94V256H91V253L90 252H87L88 251V248L85 250L86 251V253H88V254H86L85 253V251H83V246L84 247H87V245H89L90 243H94V244H96L97 242H95V241H93L92 239H84V238H82V236L80 235V234H78V233H75L74 231H67V230H65V226H66V224H65V221L66 220H74V222H75V219H76V221H78V219H80V218H84L85 217V215L83 214L82 216H78L77 214L80 212V210L82 209V207H84L85 209H93L94 207L95 208H97L98 209V211L99 210H104L106 207V211H108V212H112L113 214L114 213H116L115 211H119V208L115 205V199L116 198H118L117 196L119 195V197L120 196H123L124 194H126V193H128L130 190L131 191H136L135 193H140V189H138V188H140L141 186H147V185H151L152 184V182L154 181V180H158V179H160V178H163V176L165 177V175H162V174H165V172H171L172 170H170V168L168 169H166V170H164L163 172H162V174L160 173V175H161V177H160V175L158 176V177H156L154 180L152 179V177H148V178H143V179H136V180H134V182L135 183H133V185H132V183H130L129 185H122V183H120V185L119 186H116V188H117V190H116V188H115V190H114V185H110L111 183L109 182L110 180L108 179V178H110V177H107L106 178V175H108V176H113V172L114 171H124V170H127V169H134L135 167H138V164H103V160H105L103 157H102V161H101V156H103L105 153H104V149L103 148H106V147H109V146H111V147H109L110 148V152L112 151L113 152V150H115V149H117V147H115V145L118 143V142H122V140L124 139V137L122 138V136H125L124 135V132L125 131H129L130 129H132V127L133 128H135V127H137L139 124H140V121H145V120H150L151 119V113L152 112H154V110H155V108H153V110H151L152 109V107H153V105H150V102L148 103V102H145L144 103V105H142L141 107H142V109H144V107H145V109H146V111H143L141 114H129V116H128V114L127 115H122V116H116V117H111L110 119H108V117L109 116H104L103 115V111H105L106 112V110L110 107H113V105L115 106L116 105V103L118 104H123V103H126V102H128L129 100L128 99H121V98H119V99H114L113 101H111L110 100V98L109 97H111V99L113 98V97H115V92L117 91V87H119V84L120 83H118V80L119 81H121L119 78L121 77V78H123L124 79V77H126L127 75L128 76H130L129 74H130V70L128 71V69H131V67L130 68H128L127 66H129V65H131V63H133L134 65H135V62H136V60L138 61L139 60V58H134V56L135 55H138V56H141L143 53L145 54V50L146 49H151V48H154L156 51H160L161 49H170V48H172V46H176V48H178V49H183L184 51H189L190 49H192L194 46V43L196 42V40H198V38L199 39H201V38H203V36H205V35H202L201 34V30H203V29H205L206 28V26H207V17L206 16H203L201 19L202 20H200V22L202 23V25H198V27H196V26H194L193 25V23H192V20L191 19H193V17H194V15H192V14H187V15H182V16H178V17H175V18H170L169 20L166 18V17H164L163 16V12H165V11H167V9H168V7L169 8H172V7H176V6H180V7H182L183 6V4H184V0H159V2L157 3V5L155 6L156 7V10L154 9V8H152V4H153V0H144L145 2H143L144 4V8L141 10V7H143V6H141L140 7V5H138L137 6V4H139L138 2H139V0H129L130 2H129V4H127L128 3V1H126V6L123 8V13L121 12V14H123L124 15V9L126 8V7H128L129 5V10L128 9H125L126 10V12H128V14L125 12V15L126 16H128L129 15V17H127V18H129V20L132 18L133 19V21H132V19H131V23L129 22V20L127 19V18H125L123 15V18H121L122 16H120V17H118L117 15L119 14L118 12L117 13H115V14H117V15H114L115 17H117V18H112V21L110 20V18L111 17H113V13H109V14H111V15H109V14H106L107 13V11H105L104 9H105V6L108 4V2L110 1H108V0H94V1H92V0H87L88 1V4L90 3V1H91V5L89 6L86 2V0H84L83 2L85 3H83L84 5H83V9H84V7H85V9H84V11H87L86 12V15H87V19H88V21L90 22V25H92V31H93V33L91 34L92 36L90 37V40H89V37L88 36H86V37H84L83 39H82V41H83V44H84V46L82 45V43L80 44V42H81V40L79 41V39L77 38H75L76 39V41L74 40V38L73 39H69V40H71L70 42H73V43H71V44H73V47L75 48V53H77L76 55H73V53H72V56L70 55L71 54V51L72 50H74V48L72 49V50H70V52L68 53V54H60V56H59V53H57L56 51L58 50V49H60L59 47H58V44H60V38L59 37H57V39L59 40H57V43H55L56 42V38H53V35L52 36H50V34L51 33H53V32H51V31H55L56 33L58 32L57 31V28H59V27H61L64 23L66 24L68 21H67V18L68 17H73L74 15H73V13H75L73 10H74V5H73V7H71V5L74 3L73 2V0H70V3H71V5H69L70 3H68L69 2V0H64V2H63V0H62V2L64 3H62V4H59V1H61V0H49V1H47V0H35L36 2V6L34 5V7L35 8H37L38 10L39 9H44L42 12L41 11H39V13H38V17L39 18H41V19H39V18H35L36 16H37V13L35 14V12L37 11L38 12V10L36 9H33L32 10V6H33V1L34 0H29V1H32V2H29L28 0H22V3L21 4H19L20 3V0H19V2H17L16 0H11ZM27 1L29 2L28 4H27ZM40 2V4L38 3V2ZM41 1L42 2H45V3H42L43 5H41ZM47 1V2H46ZM86 1V2H85ZM108 1V2H107ZM6 2V3H5ZM7 2H9V4H7ZM25 2V3H24ZM48 2H50L49 3V6H50V8L49 7H47V4H48ZM55 2H57L56 4H59V6L61 5V9L59 8V6L58 7H56V6H54L55 4L54 3ZM111 2V1H110ZM4 3H5V6H7L8 5V8H9V10H5V6H4ZM38 3V4H37ZM47 3V4H46ZM52 3H53V5H52ZM151 3V4H150ZM183 3V4H182ZM3 4V5H2ZM7 4V5H6ZM29 4H30V7H29ZM32 4V5H31ZM100 4H101V6H100ZM104 4H106L104 7H103V5ZM110 4V3H109ZM108 4V6H111V5H109ZM145 4H147L146 5V7H145ZM37 5L39 6V5H41V7L39 6V7H37ZM45 5H46V7H45ZM88 6L87 8H88V10H86L87 8H86V6ZM4 6V9H2V7ZM23 6V7H22ZM29 8H27V7ZM52 6H54V7H56V8H58L57 10H55L54 11V7H52ZM69 6H70V8H69ZM93 6V7H92ZM114 6H116V5H114ZM43 7H45V8H43ZM65 7H68V8H65ZM102 8L103 10L101 11L100 10V8ZM138 7H140L139 9H138ZM151 7V8H150ZM22 8V9H21ZM50 10H53L54 12H56V13H54L53 11H49V9ZM55 8V9H56ZM73 8V9H72ZM108 7L106 6V9H107ZM114 8V7H113ZM134 8V9H133ZM137 8V9H136ZM165 8H167V9H165ZM256 8V7H255ZM255 8H252L253 10L255 9ZM27 9H28V11H27ZM41 9V10H42ZM69 9V11L72 9V11H73V13H72V11H70L71 13H69V11H68V14H70L69 16L67 15V13H65V12H67V10ZM92 9H93V11L95 12L94 14H93V12H92ZM115 9V8H114ZM257 9V8H256ZM29 10H31L33 13H31V11H29ZM128 10V11H127ZM138 10V11H137ZM151 10V11H150ZM258 10V9H257ZM12 13H11V12ZM22 11H25V12H22ZM46 11V12H45ZM47 11H49V12H47ZM65 11V12H64ZM101 11V12H100ZM6 12H9V14L8 13H6ZM52 12H53V14H52ZM156 12L159 14H161L162 13V15L161 16H163V17H161L160 15H158L157 17H156ZM204 12V11H203ZM203 12H201V13H203ZM5 13H6V17H7V14H8V16H9V18L7 17L6 19L4 18L5 16ZM28 13H29V15L31 14H33L31 17L28 15ZM40 13L43 15H40ZM1 14H0V16H1ZM21 16H20V15ZM26 16H25V15ZM50 14H52V15H50ZM64 14H65V16H64ZM107 16H106V15ZM12 15V16H11ZM50 15V16H49ZM89 15V16H88ZM93 17H92V16ZM101 15H104V17L103 16H101ZM120 15V14H119ZM146 15V16H145ZM155 15V16H154ZM192 15V16H191ZM40 16H42V17H40ZM51 16H53V18H51ZM108 16H109V19H108ZM132 16V17H131ZM145 16V17H144ZM15 17V18H14ZM20 19H19V18ZM28 17H30V18H28ZM33 17V18H32ZM90 17V18H89ZM98 17H99V19H98ZM153 17V18H152ZM156 17V21H155V18ZM184 17V18H183ZM189 17V18H188ZM38 19L39 20V24H41L40 26H43L44 25V27L42 28L43 29V31L41 30V27H40V29H38L39 31V33H40V30H41V32H42V34L41 35H44V36H41L39 33H37L36 31V29L39 27V25H38V23H36L35 21H37V20H35V19ZM61 18V19H60ZM64 18H65V21H67V22H65V21H63L64 23H61L62 21L61 20H64ZM93 18V19H92ZM104 18V19H103ZM126 19L127 21L125 22V20L123 21H121V20H117V19ZM157 18H160V20L158 19V21H157ZM163 18V19H162ZM10 19H16V21L14 22V21H11ZM25 19V20H24ZM26 19H28V20H33V21H27ZM69 19V18H68ZM90 19V20H89ZM113 19H114V22H113ZM161 19L163 20V21H161ZM167 19V20H166ZM5 20L7 21L6 23H5ZM11 22H10V21ZM41 20V21H40ZM42 20L44 21V22H42ZM54 20V21H53ZM71 21H72V19H70ZM98 20V21H97ZM117 20V21H116ZM179 21V20H184L185 22V24L184 25H182L181 27H178V25H177V27H175L176 25H175V23L173 22V21ZM57 21H60V23H61V25H58V27L56 26V24L55 23H58ZM96 21V22H95ZM111 21V22H110ZM154 21V22H153ZM22 22V23H21ZM24 22V23H23ZM27 22H32L31 24L33 25V23H34V25L33 26H35L34 28H36L35 30H33L34 28L33 27H31L32 25H30V23H27ZM54 22V23H53ZM104 22V23H103ZM110 22V23H109ZM113 22V23H112ZM116 22H120L121 24L119 25L118 23H117V26H116ZM125 22V23H124ZM129 24H128V23ZM134 22V23H133ZM156 22V23H155ZM188 22V23H187ZM9 23V24H8ZM44 23V24H43ZM52 24V25H50V24ZM59 23V24H60ZM93 23V24H92ZM113 25H112V24ZM123 23V24H122ZM170 23V24H169ZM173 23H174V25L175 26H173ZM199 23V22H198ZM203 23H206V24H203ZM98 24V25H97ZM111 26H110V25ZM125 24H127V25H125ZM155 24V26H153ZM172 24V25H171ZM11 25V26H10ZM25 25H30V26H28V27H26ZM38 25V26H37ZM53 25H55L54 26V29L52 28V26ZM99 25H101V26H99ZM111 27H109V26ZM118 25L120 26V28H118ZM121 25H123V26H121ZM148 25V26H147ZM150 25H152L150 28H149V26ZM165 25V26H164ZM206 25V26H205ZM9 26V27H8ZM103 26V27H102ZM116 26V27H115ZM128 26V27H127ZM134 26V27H133ZM146 26H147V28H146ZM2 27V28H1ZM8 27V28H7ZM28 29V32H26L27 31V29ZM51 27V28H50ZM56 27V28H55ZM105 27V28H104ZM106 27H108L109 29H111V32H110V30H108V28H106ZM113 27H114V29L116 28V31H114V33H113ZM164 27V28H163ZM172 29H171V28ZM173 27H175V28H173ZM185 27V28H184ZM193 27V28H192ZM25 28V29H24ZM96 29V32H94L95 31V29ZM122 28V29H121ZM132 28V29H131ZM154 28V29H153ZM162 28V29H161ZM191 28V29H190ZM197 28V29H196ZM2 29V30H1ZM30 29H32V30H30ZM94 29V30H93ZM104 29V30H103ZM144 29V30H143ZM182 29H183V31H182ZM185 29V30H184ZM6 30V31H5ZM22 30V31H21ZM48 30H50V31H48ZM118 30H120L119 32H118ZM191 30V32L193 31V32H198V30L200 31L199 33L200 34H198L197 32V34L198 35H196V36H194V37H192V38H190L191 39V41H188V40H183V41H181V42H178V43H176V42H174V41H172V40H174L173 39V35L174 36H176L177 35V37H178V35L179 34H182L183 32H186V31H190ZM2 31V32H1ZM24 31V32H23ZM33 31H35L37 34H39V36L40 37H38L37 35H36V33L34 32V33H32ZM99 31H101V32H99ZM140 31V34H136V33H138ZM169 31V32H168ZM246 31H248L247 33L248 34H252V35H254V36H257L258 35V33L256 32V30L255 29H252V30H246ZM23 32V35H21V33ZM27 34H26V33ZM115 32H116V34H115ZM127 32V33H126ZM144 32V33H143ZM168 34H167V33ZM175 32V33H174ZM178 32H180L179 34H178ZM182 32V33H181ZM256 32V33H255ZM29 33H31V34H34V35H31L30 34V36L32 37H30L29 36ZM54 34V37H56V35L57 34ZM101 33V34H100ZM113 35H112V34ZM128 33H129V39L130 38H132V39H130V41L128 40V41H126L125 42V44H124V46L123 45H121L122 44V40H123V38H124V36H126V35H128ZM255 33V34H254ZM6 34V35H5ZM26 34V35H25ZM114 34H115V36H114ZM24 35H25V37H24ZM65 35V34H64ZM201 35V36H200ZM18 36H21V37H23V38H20V37H18ZM49 36L50 37H52L51 39L49 38ZM159 36V37H158ZM260 36H264V35H262V34H260ZM28 37V38H27ZM30 37V38H29ZM39 39H38V38ZM152 38V39H151ZM154 38H156V39H154ZM24 39V40H23ZM33 39V40H32ZM37 39V40H36ZM49 41H48V40ZM53 39H55L54 41H53ZM80 39H81V37H80ZM84 39H86V41H87V44H85L84 42H86V41H84ZM107 41H106V40ZM170 39H172V40H170ZM110 42H109V41ZM121 40V41H120ZM141 41V40H144V41H146L147 40V46H138L137 48H131L132 50L130 51V54H127L126 56H125V54H123V52L125 51V50H127L128 48L127 47H129L128 45H131V44H129V43H133V42H136L137 43V41ZM167 40V41H166ZM182 40V39H181ZM2 41V42H1ZM19 41V42H18ZM21 41V42H20ZM52 41V42H51ZM138 41V42H139ZM51 42V43H50ZM104 42V43H103ZM121 44H120V43ZM174 42V43H173ZM193 42V43H192ZM75 43H76V45H75ZM108 43V44H107ZM128 43V44H127ZM192 43V44H191ZM50 44V45H49ZM52 44V45H51ZM54 44V45H53ZM57 44V45H56ZM70 44V43H69ZM70 44V45H71ZM99 44H100V46H99ZM110 44V45H109ZM117 44H118V46H117ZM218 44V43H217ZM19 45V46H18ZM75 45V46H74ZM80 45V46H79ZM105 45V46H104ZM116 45V46H115ZM159 45V46H158ZM184 45H186V46H184ZM188 45V46H187ZM21 46V47H20ZM57 46V47H56ZM72 46V45H71ZM79 46V47H78ZM83 46V47H82ZM162 46V47H161ZM29 47V48H28ZM54 47H56L55 49V51H54ZM76 47H78V48H76ZM87 47V48H86ZM117 47V48H116ZM43 48V49H42ZM71 47H69V49H70ZM85 48V49H84ZM116 48V49H115ZM51 49V50H50ZM78 49V50H77ZM87 49V50H86ZM113 49H115V50H113ZM134 49V50H133ZM137 49V50H136ZM189 49V50H188ZM47 50H49V51H47ZM54 52H53V51ZM113 50V51H112ZM136 50V51H135ZM15 51V52H14ZM21 51V52H20ZM43 51L45 52L44 53V55L42 54L43 53ZM60 51V50H59ZM58 51V52H59ZM100 51V52H99ZM142 51H144V52H142ZM232 53H238L240 50H239V48H237V49H235V50H230ZM249 51H250V49H243V50H241V52H243L244 54H247V53H249ZM42 52V53H41ZM47 52V53H46ZM61 53H65L66 51L64 50L63 52L62 51H60ZM118 52V53H117ZM142 52V53H141ZM198 52V51H197ZM253 52V51H252ZM14 53V54H13ZM199 53V52H198ZM50 54V55H49ZM51 54H56V56L54 55V56H52ZM110 54V55H109ZM101 55V56H100ZM236 55V54H235ZM16 56V57H15ZM52 56V57H51ZM69 56V57H68ZM110 56V57H109ZM67 57H68V59H67ZM17 58V59H16ZM41 58V57H40ZM54 58V59H53ZM75 58V59H74ZM100 58V59H99ZM44 59V60H45ZM52 59V60H51ZM73 59V60H72ZM41 60H43L42 58H41ZM97 60V61H96ZM151 60V59H150ZM20 61V62H19ZM37 61H36V64H37ZM52 61H53V63H52ZM76 61V62H75ZM127 61L130 63V61H131V63L129 64H127V65H125V63H127ZM9 62H11V63H9ZM78 62V63H77ZM30 63V64H29ZM137 63V62H136ZM28 64H29V66H28ZM36 64H35V66H36ZM61 64H62V66H61ZM124 64V65H123ZM82 65V66H81ZM75 66V67H74ZM124 66V67H123ZM125 66H126V69H124L125 68ZM63 67V68H62ZM71 67H74V68H76V70L75 69H73V68H71ZM7 68V69H6ZM8 68H10L9 69V71H7L8 70ZM12 68V69H11ZM59 68L60 69H62V73H63V75H64V80H65V78H66V80L68 79V77H73L72 75H74V74H76L77 75V73H79L78 75H80V77H82V79L77 75V77H73V79L74 78H76V80H77V82H78V85H81L82 86V88L83 89H85V90H83L82 89V91H83V93H82V97L83 98H80V100L79 101H69L68 102V100L67 101H65L64 103H69L70 105L69 106H65V107H68V108H64L61 104L63 103L62 102V100L63 99H65L66 98V96H67V94L69 93V91H70V89H65V88H69V87H61V89H65L64 91L67 93V94H65V92L62 90V91H60V89H59V86H62L59 82H57V81H59L60 79V81H61V83L63 84V85H65V84H67V82H66V80L64 81V82H62V80H63V78H61V77H63V76H60L62 73L61 72H58L59 71ZM122 68V69H121ZM213 68V67H212ZM68 69H69V67H68ZM69 69V70H70ZM90 69V70H89ZM12 70V71H11ZM29 72H31L28 76H27V74L29 73ZM64 70V71H63ZM67 70V69H66ZM69 70L67 71L68 73H69ZM123 70H125V71H123ZM25 71V72H24ZM27 71V72H26ZM72 71L70 72V73H72ZM80 71V72H79ZM127 71H128V73H127ZM7 72V73H6ZM11 72V73H10ZM86 72V73H85ZM96 72V73H95ZM125 73L126 74V76H125V74L123 75V76H119V74L120 73ZM25 73V74H24ZM60 73V74H59ZM92 73H94V74H92ZM8 74V75H7ZM115 74L117 75V76H115ZM7 75V76H6ZM12 75V76H11ZM26 75V76H25ZM34 75V74H33ZM121 75V74H120ZM2 76V77H1ZM25 76V77H24ZM114 76V77H113ZM118 76H119V78H118ZM60 77V78H59ZM4 78H5V80H4ZM7 78V79H6ZM79 78V79H78ZM128 78V77H127ZM116 79H117V82H116ZM43 80H44V84H46L45 83V81L47 82V84L49 83L51 86H53L52 88H51V86H50V93H48V96L47 95H44V94H46V92H44V91H40V90H43V89H41V88H45V86L46 85H44V84H40V82H42L43 83ZM75 80V81H76ZM237 80V79H236ZM2 81H3V84H2ZM109 81H111L110 83H108ZM231 81H233L232 79H231ZM238 81V80H237ZM56 82V83H55ZM66 82V83H65ZM82 82V83H81ZM116 82V83H115ZM33 85H32V84ZM60 85H59V84ZM81 83V84H80ZM116 85H115V84ZM118 83V84H117ZM232 83V86H236V89L238 90L239 88H240V86H238V85H235L233 82H231ZM37 84V86H35ZM55 84V85H54ZM234 84V85H233ZM249 84V89H252L253 87H254V84L251 82V83H248ZM39 85V86H38ZM42 85V86H41ZM44 85V86H43ZM114 85L116 86V88L114 87ZM118 85V86H117ZM21 87V89L19 88V87ZM55 86V87H54ZM66 86V85H65ZM35 87H37V90H38V92H41L40 94L39 93H37L36 94V96L34 97V95L31 97V95L33 94V91L32 90H36V88ZM231 87V86H230ZM35 88V89H34ZM48 88V86H46V88L44 89V90H46ZM61 92V93H63V94H60V93H58V92H56V90L57 89ZM116 89L115 90V92H114V89ZM243 89H242V91H245V89H244V87H242ZM15 89L18 91V92H16V94L18 93H20L19 94V98L16 96V97H14V95L13 96H11V92H13V91H15ZM52 89H54V90H52ZM113 89V90H112ZM37 90L35 91V92H37ZM67 90V91H66ZM105 90V91H104ZM111 90H112V92H111ZM219 90V89H218ZM247 90V89H246ZM109 91L111 92V94H115L114 96L112 95V96H110L111 94L109 93ZM118 91H120V90H118ZM30 92H32V94L30 93ZM44 94H43V93ZM48 92V91H47ZM246 92V94H247V91H245ZM244 92V93H245ZM52 93V94H51ZM56 93V94H55ZM14 94V93H13ZM25 94H27V93H25ZM31 94V95H30ZM35 94V93H34ZM49 94H50V96H49ZM66 96H65V95ZM7 95V96H6ZM45 97H44V96ZM58 95V96H57ZM59 95H60V98H62L61 100H60V98H59ZM61 95H63V96H65V98L64 97H62ZM86 95V96H85ZM96 95H100L99 97H103V95H104V98H103V100L104 101H102V103L100 104V106H99V108H98V106H96L95 108H93V109H95V110H90V106H91V104H90V102L91 103H94L95 101H96V99L95 98H99L98 96H96ZM25 96V95H24ZM27 96V95H26ZM85 96V97H84ZM96 96V97H95ZM105 96H107L106 98L107 99H105ZM117 96H118V94H117ZM11 97H13V98H11ZM59 99H57V98ZM95 97V98H94ZM18 98V99H17ZM26 98H28V99H30L31 101L33 100V99H35L34 100V102L32 103L30 100H26ZM32 98V99H31ZM44 98H45V100H44ZM11 99H13L12 100V102L14 101L15 103H12V105L9 103V102H7V100H11ZM17 101H15V100ZM42 99H43V102H42ZM53 99V100H52ZM55 99V100H54ZM56 99H57V101H60L61 103H60V105L62 106H60V105H58V103L56 104ZM48 100V101H47ZM50 100H52V102L50 101ZM78 100V99H77ZM123 100V101H122ZM126 100V101H125ZM115 101V102H114ZM221 101H223V102H220V103H217L216 105H213V106H211L210 107V109H208V108H204L205 110H203V109H201V107L198 109V110H200V112H201V115L203 116V113H204V120H206V118L208 119V121L210 120V118H212V117H214L213 115H216V114H220V112H223V114H225V112L226 113H228V110H231L232 111V109H233V111L234 112H237V113H239L240 111H239V107H240V109L241 110H243L242 109V107H244L245 106V108H247L246 110H248L251 114H253L252 113V111L254 110V109H258V108H260V105H261V102H259V103H257V104H247V103H239L238 101L239 100H237L236 98H232L231 100H221ZM4 102V103H3ZM23 102H21L22 104H23ZM50 102V103H49ZM55 102V103H54ZM123 102V103H122ZM7 103H9L10 105H11V107H10V105L9 104H7ZM52 103V104H51ZM66 103V104H67ZM115 103V104H114ZM3 104L6 106L7 105V107L6 108H4L3 107ZM19 104V103H18ZM43 104V105H42ZM46 104V105H45ZM47 104H49V105H47ZM51 104V105H50ZM56 104V105H55ZM109 104V105H108ZM111 104H113L112 106H110ZM118 104V105H119ZM148 104V105H147ZM8 105H9V109H8ZM27 105H25L26 107H27ZM42 105V106H41ZM55 105V107L53 108V106ZM57 105H58V107H59V110H58V108H56L57 107ZM68 105V104H67ZM47 106H48V108H47ZM52 106V107H51ZM104 106H107L108 108H104ZM144 106V107H143ZM148 106H149V109H148ZM44 107V108H43ZM49 107L50 108H53V109H57L55 112H53L52 113V116H51V118H50V115H51V113H49V112H52V111H54L53 109L51 110H49ZM86 107V108H85ZM89 107V108H88ZM151 107V108H150ZM175 106H173V107H171L170 109H175L174 108ZM1 108H3V110L1 109ZM62 108V109H61ZM105 109V110H103V109ZM14 110L13 112L10 110V111H8V110ZM28 109V110H27ZM37 109V110H36ZM65 109V110H64ZM88 109V110H87ZM5 110V111H4ZM39 110V112H42V113H40V114H42L41 116H40V118L41 119H39V115L38 116H35V113L37 112ZM47 110H48V113H47ZM101 110V111H100ZM148 110H149V112H148ZM150 110H151V112H150ZM203 110V111H202ZM235 110H238V111H235ZM7 111V112H6ZM19 111V110H18ZM21 111V110H20ZM63 113H62V112ZM91 111V112H90ZM94 111V113L93 114H95L94 116L92 115V112ZM96 111H100L99 113L98 112H96ZM168 111H169V113H170V110H167L165 113H168ZM205 111V112H204ZM9 112H12V113H9ZM25 112V113H24ZM61 112V114H59L58 115V113H60ZM82 112V113H81ZM88 112H90V113H88ZM248 112V113H249ZM5 113V114H4ZM30 113L32 114V115H30ZM188 113V114H187ZM186 113V115H189L190 113H191V111H189V112H187ZM209 113V114H208ZM249 113V114H250ZM2 114H4V115H6V116H3ZM9 114V115H8ZM12 116H11V115ZM89 114H91V116H92V120L89 122L88 121V119H90V117L91 116H89ZM102 114V115H101ZM105 114V113H104ZM143 114H144V116H143ZM149 116H148V115ZM171 114V113H170ZM222 114V113H221ZM36 115H37V113H36ZM162 116H164V119H169V118H167V115L166 114H164L163 115V113L161 114ZM236 115V114H235ZM3 116V117H2ZM32 116V117H31ZM102 116V117H101ZM206 116V117H205ZM252 116H254V115H251L250 117H252ZM35 117H37V118H35ZM86 117V118H85ZM93 117H94V119H93ZM97 117V118H96ZM140 117H142V119L140 118ZM222 118H223V116H221ZM2 118H4V119H2ZM24 118H25V116H24ZM42 118H43V120H42ZM47 118V119H46ZM50 118V119H49ZM99 118H100V120H99ZM106 118H107V121H106ZM114 118V119H113ZM119 118V119H118ZM145 118V119H144ZM150 118V119H149ZM162 118V117H161ZM173 118H175V117H173ZM183 118V117H182ZM49 119V120H48ZM97 119V120H96ZM129 119V120H128ZM141 119V120H140ZM30 120H41L42 122H35L34 123V121H31V123H29L30 122ZM82 121L81 123H79L78 122V124L76 123L77 121ZM87 121V122H84V121ZM104 120V121H103ZM126 120H127V122H126ZM189 120H191V118H189ZM14 121H15V119H14ZM26 121V122H25ZM102 122V124H101V122ZM105 121H106V123H105ZM137 122V123H134V122ZM13 122V121H12ZM12 122H7L8 124L6 125L5 124V126H9V125H11V126H9V128L10 127H12V128H15L16 126H14L15 124H13L12 125ZM26 124H25V123ZM29 124H28V123ZM50 122V123H49ZM84 122V123H83ZM94 122V123H93ZM96 122V123H95ZM11 123V124H10ZM32 123H34V125H32ZM40 123V125H38ZM134 123V124H133ZM31 124V125H30ZM68 124V125H67ZM74 124V125H73ZM75 124H76V127H77V129H78V131H77V129H75L76 127H75ZM88 124V125H87ZM124 124V125H123ZM126 124V125H125ZM0 125V126H1ZM22 125H24V126H22ZM29 127H28V126ZM36 125V127H35V129H33L34 127L33 126H35ZM38 125V126H37ZM82 125V126H81ZM99 125H100V127H99ZM101 125H103V126H101ZM130 125H132V126H130ZM135 125V126H134ZM5 126H1V130H2V132H1V130H0V135H3L1 138L2 139H4L5 138V135H4V132H5V130H7V127L5 128ZM14 126V127H13ZM32 126V127H31ZM45 126V127H44ZM47 126V127H46ZM68 126H69V129H70V131L69 132H75V140H74V142L76 143V145H72V143L71 144H68L69 146H68V149L65 147V145H63V144H65V140H64V137H61V138H59V136L61 135V134H63L64 133V131L65 130H68ZM73 127L74 128V131H73V129L72 128H70V127ZM95 126H97L96 128H94ZM26 127H28L29 129L30 128H32V129H28V128H26ZM66 127H67V129H66ZM81 127V128H80ZM85 127V128H84ZM89 127H93L94 128V131H93V129H91V128H89ZM117 127V128H116ZM9 128H8V132L10 131L9 130ZM87 128V129H86ZM112 128V129H111ZM126 128V129H125ZM130 128V129H129ZM11 129V128H10ZM27 129H28V131H27ZM85 129L86 130H90V133L87 131H85ZM37 130V131H36ZM72 130V131H71ZM76 130V131H75ZM124 130V131H123ZM4 131V132H3ZM7 131L5 132V133H7ZM10 131V132H11ZM33 131V132H32ZM92 131V132H91ZM104 131V132H103ZM123 131V132H122ZM9 132V133H10ZM26 132H27V134H26ZM77 132H79V133H77ZM101 132V133H100ZM17 134L18 136H16L15 134ZM85 133H87V135L85 134ZM93 133V134H92ZM95 133V134H94ZM111 133H113V134H111ZM29 134L31 135V136H29ZM99 134V135H98ZM65 135V134H64ZM95 135V136H94ZM97 135V136H96ZM101 135H104L103 137L101 136ZM111 135V136H110ZM22 136H23V140H22ZM29 136V137H28ZM27 137V138H26ZM56 137H58V138H56ZM116 137V138H115ZM119 137V138H118ZM26 138V140L24 141V139ZM53 138L54 139H56L57 140V143H55V144H57V145H53L54 143H52L53 141H55V140H53ZM261 137H259V139L257 138V139H255V137L254 136H250L248 139L251 141V140H254V142H255V144H254V147H252L251 149H249V150H246V154H244L243 155V158H240V160H238V161H234L233 163H232V165L231 164H229V167H231V169L232 170H230L231 171V174H230V176L231 177H234L233 179H234V181L235 180H237V181H235V182H237V184H241L240 182H242L241 180H247L248 179V181H250V182H248V181H246V182H242V184H241V186H240V188H239V191L238 190H235V189H233V188H230V190L232 191H234V193L235 194H237V195H241L242 193H243V197H245V196H247L246 198H248V199H253L254 197L253 196H251V194H248V193H250V192H248L249 191V189H251V188H253V187H255V186H257V185H259V183L257 182V181H255V182H253L252 183V181H254L255 179H263L264 180V173L263 172H261V171H259L258 172V170H256L257 168H258V165L259 164H261V161L264 159V137H262L261 139H260ZM81 139V140H80ZM101 139V140H100ZM110 139H112V140H110ZM53 140V141H52ZM52 141V142H51ZM98 141V142H97ZM111 141V142H110ZM56 142V141H55ZM85 142V143H84ZM88 142V144H86ZM51 143H52V145L53 146H51ZM91 143H93V144H91ZM96 145H95V144ZM100 143V144H99ZM78 144V145H77ZM97 144H99V146H97ZM51 147H50V146ZM61 145H63V146H61ZM92 146L91 148H93V149H91V148H89V150H90V152L91 151H93V152H91L92 154H91V156H90V152H87V154L89 155V159H87V160H82L83 161V164L84 163H86V164H81V166L83 165V170L81 169V173H80V175H78V176H75L74 178H73V180H74V184L73 183H71V189L68 187V188H64V187H58V186H61L62 184V181H63V179L62 178H59V168L61 167L60 165H62V166H64L65 165V160L66 161H68V158H74V157H76L75 156V154L77 155L78 154V152L79 151H81L82 149H86V148H88L89 146ZM95 145V146H94ZM67 146V145H66ZM83 148H82V147ZM101 146H102V148H101ZM53 147V148H52ZM62 147V149H60V151H64V152H62V154L60 155V152H59V154H58V150H59V148H61ZM69 147H70V150H69ZM73 147V148H72ZM80 147L82 148V149H80ZM114 147V148H113ZM48 148H49V150H48ZM66 148V150H63V149H65ZM72 148V149H71ZM98 148V149H97ZM79 149V150H78ZM31 150V151H30ZM88 150V149H87ZM88 150V151H89ZM96 150V151H95ZM98 150H100V151H98ZM101 150L103 151V153L101 152ZM47 151H51V152H49V154H48V152ZM29 152V153H28ZM45 152V153H44ZM95 152V153H94ZM99 152H101L100 154L101 155H99L98 153ZM80 153V152H79ZM48 154V155H47ZM55 154H57V156L59 155V156H61V157H57L56 158V155ZM55 155V156H54ZM67 155V156H66ZM88 155H86V156H88ZM51 156V157H50ZM53 156V157H52ZM86 156H84V157H86ZM94 156H95V158H94ZM98 156V157H97ZM45 157V158H44ZM56 159H60L59 161V166H58V160H56ZM83 157V158H84ZM94 159H93V158ZM187 157V156H186ZM185 157V158H186ZM9 158H10V156H9ZM44 160H43V159ZM47 158V159H46ZM48 158H50V159H48ZM54 160H53V159ZM87 158V157H86ZM184 158V162H183V165H185V164H187L188 162H189V160L187 159H185ZM11 159H12V156H11ZM19 159H20V157H19ZM25 160V161H24ZM51 160V161H50ZM53 160V161H52ZM97 160V161H96ZM186 160V161H185ZM4 161V162H3ZM50 163H49V162ZM56 161H57V166H56ZM85 161V162H84ZM90 161V162H89ZM100 161H101V163L102 164H100ZM15 163V165L14 164H12V163ZM20 162V163H19ZM41 162V163H40ZM44 162V163H43ZM93 162V163H92ZM99 162V163H98ZM187 162V163H186ZM10 163V164H9ZM43 163V164H42ZM47 163V164H46ZM80 163H81V161H80ZM7 164V165H6ZM55 165V167H56V169H57V171H56V169H55V167H54V169H51L52 167H51V165ZM250 164V165H249ZM6 165V166H5ZM10 165V166H9ZM40 165H41V167H40ZM102 165V166H101ZM105 165V166H104ZM231 165V166H230ZM44 166V168H42ZM49 166H50V171H51V173H49ZM80 166V164H79V167H81ZM85 166V167H84ZM122 166V167H121ZM135 166V167H134ZM8 167V168H7ZM46 167H47V169H46ZM87 167V168H86ZM127 167V168H126ZM254 167V168H253ZM7 168V169H6ZM85 168H86V170H85ZM122 168V169H121ZM256 168V169H255ZM13 169V170H12ZM15 169V170H14ZM90 169V170H89ZM116 169V170H115ZM8 170V171H7ZM10 170V171H9ZM11 170H12V172H11ZM31 170H32V172L34 173V174H36V175H34L33 174V176H31L32 175V172H31ZM34 170H35V172H34ZM55 172H57L56 173V176H54L53 175V172L54 171ZM92 170V171H91ZM110 170H111V172H110ZM15 173H14V172ZM39 172L38 174H37V172ZM45 171H46V173L47 174H45ZM82 171H84L83 173H82ZM85 171H86V173H85ZM11 172V173H10ZM19 172V173H18ZM22 172V173H21ZM27 172V173H26ZM54 172V173H55ZM103 174V176L105 175V178L107 179H105V182L103 183V184H101V185H98L97 183H95L94 181L95 180H97V178H98V174H101V173ZM261 172V173H260ZM85 173V174H84ZM91 173V174H90ZM110 173H112V175L110 174ZM200 174H198L197 176H195V177H193L192 178V182H196V180H199L202 184L200 185V186H198L199 187V190L200 191H202L203 192V194H205V195H209V196H215V198L217 199V202L218 203H220L221 204V208H224L225 210H220V215H221V213L223 214V215H221L222 216V220L220 221V223H222V224H224L225 222H226V220L227 221H229V222H226L225 224L228 226V228L227 227H225V225H224V227L225 228H223L222 229V227L223 226H220L221 228L219 229H217V230H219V232L217 233V234H215V236L217 235L218 236V238L217 237H215L214 236V238H212V239H209V242H208V240L206 241V242H202V241H194V243H195V245L200 249V250H202V251H206L205 253L207 254L208 253V248H209V252H210V250L212 249V247H211V245L213 246L214 245V242H215V244L217 245V243H218V245H217V247L219 246L220 247V245L223 243V245H228V244H226L225 242H224V239L223 240H221L220 238L222 237V236H224V235H222V234H219L220 233V230H224V229H227L229 232H231V231H233L232 233L234 234H236V233H238V232H236V228H239V227H241L242 229H245V232L247 233L248 232V230H249V235L251 234V233H256L257 235H259L261 232H260V230H259V227H260V225L259 224H257V223H254L253 222V220H249L248 219V217H247V215L249 216V211L250 210H247V212L246 211H244V210H246V209H239V208H235V206H233V204L230 202V201H228V200H226V199H224L223 197H221L222 196V194L217 190L218 188H222V187H226V180H227V174H223L221 177H218V178H216L213 182H216L215 184H219V185H222V186H214L215 184H212V179L211 178H209L208 177V173H203V172H199ZM260 173V174H259ZM10 174H12V176H13V178H11L12 176L10 175ZM17 176H16V175ZM43 174V175H42ZM81 174H83V175H81ZM204 174V175H203ZM243 174V175H242ZM7 175H9V177L7 176ZM40 175V176H39ZM42 175V176H41ZM44 175H45V177H44ZM49 175H50V177H49ZM52 175V176H51ZM93 176V177H91V176ZM203 175V176H202ZM236 175V176H235ZM262 175V178L260 177ZM7 176V177H6ZM11 176V177H10ZM19 176V177H18ZM24 176V177H23ZM35 176V177H34ZM37 176H39V177H37ZM50 178L49 180L51 181V179L53 180V181H49V180H47L48 179V177ZM54 176V177H53ZM83 176V177H82ZM85 176V177H84ZM88 176V177H87ZM91 178H90V177ZM34 177V178H33ZM41 177H43V178H41ZM55 177H56V179H55ZM59 178V180H58V178ZM199 177V178H198ZM13 179V180H11V179ZM31 178V179H30ZM45 178V179H44ZM77 178V179H76ZM198 178V179H197ZM220 178V179H219ZM250 178H251V180H250ZM18 179V180H17ZM41 179H44V181H41ZM90 179V180H89ZM104 179V178H103ZM3 180V181H2ZM31 180V181H30ZM47 180V181H46ZM91 180L93 181V182H91ZM139 180V181H138ZM203 180V181H202ZM205 180V181H204ZM219 180V181H218ZM240 180V181H239ZM12 181V182H11ZM14 181V182H13ZM17 181V182H16ZM32 181H34L35 183H36V186H34V189H28V190H26V187L27 186H29L30 184H31V182ZM82 181V182H81ZM84 181H86V185L87 186H90L91 188L92 187H94V188H92L91 190H90V187H87L88 189H89V191H87L86 192V194H88V196H91V197H88V199H85V201L81 204V205H78L77 206V204H80V202H76V204L74 203V204H72V205H70V206H60V207H56V206H52V210H50L51 209V207H49V206H46V204L45 203H49L50 202V199L52 198L51 196H53L54 197V195H57V194H59V193H61L60 191H65V192H67L68 194L70 193H72V192H76V189H77V191L79 190V186L84 182ZM183 182H184V180H182ZM16 182V183H15ZM23 182H25V183H23ZM27 182H28V185H27ZM42 182V183H41ZM44 182V183H43ZM48 182V183H47ZM50 182V183H49ZM89 182V183H88ZM21 183V184H20ZM30 183V184H29ZM40 183V184H39ZM46 183L47 184H49V185H47V187H46ZM57 183V184H56ZM204 183V184H203ZM258 183V184H257ZM12 184V185H11ZM14 184V185H13ZM24 184V185H23ZM39 184V185H38ZM52 184V185H51ZM56 184V185H55ZM94 184V185H93ZM95 184H97L99 187H100V189H99V187H97ZM92 185V186H91ZM103 185H109V187L107 186L106 187V189H101V188H103V187H105V186H103ZM122 185V186H121ZM132 185V186H131ZM252 185V186H251ZM255 185V186H254ZM25 187V190H24V187ZM73 186V187H72ZM101 186H103V187H101ZM111 186V187H110ZM113 186V187H112ZM202 186V187H201ZM213 186H214V188H213ZM9 189H8V188ZM18 189H17V188ZM22 187V188H21ZM38 187V188H37ZM40 187V188H39ZM43 187V188H42ZM55 189H54V188ZM77 187V188H76ZM96 187V188H95ZM122 187V188H121ZM133 187H134V189H133ZM136 187H138V188H136ZM210 187H212L213 189H214V193L212 192V188H210ZM10 188H12V189H10ZM20 188L22 189V190H20ZM28 188V187H27ZM57 188V189H56ZM58 188L60 189V191L58 190ZM113 188V189H112ZM128 188H129V190H128ZM135 188H136V190H135ZM248 188V189H247ZM61 189H63V190H61ZM107 189H109V190H107ZM205 189V190H204ZM211 189V190H210ZM242 189H243V191H242ZM4 190V189H3ZM10 190V191H9ZM16 190H17V192H16ZM29 190H30V192H29ZM35 190V191H34ZM42 190V191H41ZM50 190V191H49ZM58 190V191H57ZM71 190V191H70ZM73 190V191H72ZM101 190V191H100ZM112 192H111V191ZM244 190H246V191H244ZM248 190V191H247ZM21 191H22V193H21ZM27 191V192H26ZM45 191V192H44ZM95 192V194H94V192ZM114 191V192H113ZM208 191H210V194H209V192ZM216 191V192H215ZM4 192H7V194L6 193H4ZM11 192H12V194H11ZM26 192V195L24 194ZM38 192V193H37ZM43 192V193H42ZM74 192V193H75ZM111 192V193H110ZM242 192V193H241ZM244 192H245V194H244ZM248 192V193H247ZM17 193V194H16ZM32 195H31V194ZM44 193H46V194H44ZM49 193V194H48ZM73 193V194H74ZM91 193H93V195H90ZM106 193V194H105ZM109 193V194H108ZM123 195H122V194ZM207 193V194H206ZM219 195H218V194ZM14 194V195H13ZM23 194H24V196H23ZM51 194V195H50ZM54 194V195H53ZM247 194V195H246ZM10 195V196H9ZM16 195V196H15ZM18 195V196H17ZM46 195V196H45ZM97 195V196H96ZM103 195V196H102ZM144 195H147V194H145V193H142L141 194V197L143 198L144 197ZM3 196L6 198H3ZM7 196V197H6ZM44 196H45V198H44ZM48 196V197H47ZM93 196V197H92ZM101 196V197H100ZM220 196V197H219ZM10 197V198H9ZM15 197V198H14ZM24 197V198H23ZM28 197V201H29V199H30V203H35V201H38L39 202V200H41L42 201V199H44V201L46 200L47 201V199L46 198H48L49 200H48V202H40V203H42V204H37L36 206H33V207H26L25 205H23V204H19L20 203V201L21 200H25L26 198ZM40 197H43L42 199L40 198ZM253 197V198H252ZM106 198V199H105ZM111 198V199H113L112 201H109V199ZM5 199V200H4ZM38 199V200H37ZM91 199H92V202H91ZM98 201H96V200ZM110 199V200H111ZM224 199V201H225V203H224V201H222ZM257 199H259V198H257ZM10 200H12V201H10ZM260 201H261V197H260V199H259ZM103 201H108V205H104V203H103ZM227 201V202H226ZM2 202L4 203V204H2ZM8 202V203H7ZM109 202H110V204H109ZM13 203V204H12ZM24 204L25 203H27V202H23ZM62 204V202H59V204ZM92 203H94V205H96V206H94ZM99 203V204H98ZM101 203H103V204H101ZM224 203V204H223ZM255 202H253V204H254ZM17 204H19V205H17ZM58 203L56 204V205H59ZM60 204V205H61ZM261 204H262V206L261 207H258V208H256V209H260L259 211H260V213L262 214V216H263V214H264V198L262 199V201H261ZM2 205V206H1ZM5 205V206H4ZM16 205V206H15ZM85 205V206H84ZM112 205H113V207H112ZM39 206H42L43 208H39ZM71 206H73V208H74V206H75V208L73 209ZM87 206H89L88 208H86ZM92 206V207H91ZM14 207V208H13ZM24 207V208H23ZM35 207H37V209L35 208ZM49 207V209H47L46 210V208H48ZM53 207L57 210V211H55V209H53ZM78 207V208H77ZM263 207V208H262ZM33 208V209H32ZM58 208H60V209H58ZM61 208H63V210L61 209ZM65 208H66V210H65ZM113 208V209H112ZM12 209V210H11ZM20 209H23V210H20ZM27 209H29V210H27ZM31 209V210H30ZM45 209V210H44ZM25 210V211H24ZM55 212H54V211ZM62 210V211H61ZM68 210V211H67ZM72 210V211H71ZM78 210V211H77ZM11 211V212H10ZM59 211V212H58ZM71 211V212H70ZM117 211V212H118ZM16 212V213H15ZM43 212H45V213H47V216H48V219H52V225L54 224V227H52L51 229H46V228H39L40 226H41V223L42 222H40L39 224H38V226H37V224L36 223H32V222H26L25 221V218H27L28 216H32V215H39L40 213H43ZM236 212H237V214H236ZM69 213H71V214H69ZM2 214V215H1ZM27 214V215H26ZM56 214H57V216H56ZM66 214V215H65ZM76 214V215H75ZM7 215V216H6ZM61 215V216H60ZM224 215H226V216H224ZM17 216V217H16ZM27 216V217H26ZM53 216V217H52ZM60 218H59V217ZM65 218H64V217ZM73 216V217H72ZM77 216V217H76ZM241 216V217H240ZM58 218V219H56V218ZM61 217H62V219H61ZM225 217V218H224ZM240 217V218H239ZM22 219V221H24V223L22 222H20V221H18L19 219ZM74 218V219H73ZM137 219L139 218V216H137L136 217ZM238 218V219H237ZM60 219H61V221H60ZM66 219V220H65ZM56 220H59V221H56ZM54 221V222H53ZM254 223V224H252V223ZM253 225L255 228H258V232L257 231H255V230H251V228H250V225ZM2 225H3V227H2ZM21 225V226H20ZM256 225V226H255ZM258 225V226H257ZM28 226V227H27ZM232 226V227H231ZM23 227V228H22ZM231 227V228H230ZM22 228V229H21ZM32 228H33V231H32ZM54 229H58L57 231H55ZM59 229H61V230H59ZM233 229V230H232ZM22 231V234H21V231ZM26 230V231H25ZM46 230H47V232H46ZM30 231V232H29ZM32 231V232H31ZM27 232V233H26ZM48 232H49V234H48ZM58 232V234H56ZM132 233V236H139V234H140V231L139 230H134V231H131ZM138 232V234H136ZM260 232V233H259ZM47 233V234H46ZM54 233H55V235H54ZM62 233V234H61ZM63 233L65 234L64 236H63ZM231 233V234H232ZM17 234V235H16ZM20 234V235H19ZM25 234V235H24ZM66 234H68V235H66ZM15 235V237H13ZM50 235H52V236H50ZM80 237H79V236ZM222 235V236H221ZM261 235V234H260ZM17 236V237H16ZM42 236V237H41ZM51 237V238H49V237ZM65 236H67L66 238H68L69 240H65L67 243L66 244H68V245H66L65 243L63 244V242H65V241H63V242H61V238L62 239H66L65 238ZM13 237V238H12ZM19 237V238H18ZM28 237H30V238H28ZM47 237V238H46ZM64 237V238H63ZM16 238H18V239H16ZM217 238V239H216ZM51 239V240H50ZM52 239H54L53 240V242H52ZM220 239V240H219ZM263 239H264V237H263ZM16 240V241H15ZM25 240V241H24ZM72 240V241H71ZM8 241V242H7ZM34 243H33V242ZM60 241V242H59ZM87 241V242H86ZM238 241H240V242H238ZM69 242L71 243V242H73V243H71V244H69ZM77 244H76V243ZM217 242V243H216ZM248 242H250V241H246V240H244V239H237V245L236 244H230V249L232 250V252H233V254L234 255H236L237 253L238 254H241L242 255V259H245L243 262H244V264H258V262H260L261 261V264H264L263 262H264V243H263V246L262 245H260V244H257V243H255L256 241H251L250 243H248ZM60 243V244H59ZM74 243L76 244V245H74ZM86 245H85V244ZM89 243V244H88ZM192 243H193V241H192ZM193 243V244H194ZM212 243V244H211ZM219 243H221L220 245H219ZM239 243H240V245L242 246H240L239 245ZM12 244V245H11ZM79 244H80V247L81 248H78L79 247ZM133 242H128V243H124L123 245H118V248L119 249H122V248H124V247H128V246H131V247H134L133 245ZM201 244V245H200ZM207 244V245H206ZM211 244V245H210ZM245 244H247V245H245ZM8 245V246H7ZM11 245V246H10ZM17 245V246H16ZM41 245V246H40ZM59 245V246H58ZM110 246V245H112V244H107L106 245V247L107 246ZM200 247H199V246ZM204 245V246H203ZM223 245H221V247H220V249H222V248H226L225 246H223ZM248 245H249V247H248ZM38 246H40V247H38ZM55 246V247H54ZM68 246V247H67ZM74 246V247H73ZM203 246V247H202ZM245 246V247H244ZM38 247V251H37V248ZM44 247V249H42ZM57 247V248H56ZM79 249H77V248ZM89 247V246H88ZM219 247H218V250H219ZM15 248V249H14ZM20 248V249H19ZM33 248V249H32ZM34 248H35V250H34ZM54 248H55V258L53 257V256H51V252H53V250H54ZM69 248V249H68ZM216 248V247H215ZM249 248V249H248ZM251 248V249H250ZM256 248V249H255ZM23 249V250H22ZM29 249V250H28ZM39 249H41V250H39ZM66 249H67V251H69L68 252V254H66L65 255V253H66ZM80 249H82V250H80ZM126 248H124V249H122V253L123 252H125L126 250H125ZM178 249H179V247H178ZM5 250V251H4ZM9 250H11V252L9 251ZM15 250V251H14ZM34 250V251H33ZM51 250V251H50ZM65 250V251H64ZM226 250H229V249H227L226 248ZM33 251V252H32ZM61 251V252H60ZM70 251L72 252H74L76 255H74V253H71V254H69L70 253ZM37 252V253H36ZM48 254H46V253ZM63 252V254H61ZM65 252V253H64ZM257 252V253H256ZM33 253V254H32ZM34 253H35V256H33L34 255ZM82 253H83V255H82ZM244 255H243V254ZM252 255H251V254ZM16 254L18 255V256H16ZM85 254V255H84ZM183 254H185L184 256H182V258L183 259H189L190 258V256H188V255H186V253L185 252H183ZM209 254V253H208ZM250 254V255H249ZM259 254V255H258ZM15 255V256H14ZM47 255V256H46ZM62 255V256H61ZM64 255H65V257H64ZM70 255V256H69ZM221 253H219V256H220V258H221ZM247 255V256H246ZM57 256V257H56ZM185 256H187V257H185ZM253 256V257H252ZM255 256V257H254ZM16 257V258H15ZM76 257V258H75ZM83 257V258H82ZM124 258V261H122L123 260V258ZM174 258H175V256H173ZM185 257V258H184ZM14 258V259H13ZM38 258V259H37ZM103 258V257H102ZM101 258V259H102ZM121 258H122V260H121ZM252 258V259H251ZM47 259V260H46ZM60 259V260H59ZM64 259V260H63ZM110 259H111V261H110ZM251 259V260H250ZM67 260V261H66ZM81 260V261H80ZM95 260H96V263H93V262H95ZM104 260H106L105 262H104ZM127 260L128 261H130V262H127ZM132 260H136V261H132ZM254 260V261H253ZM52 261V262H51ZM71 261H74V262H71ZM121 261H122V263H121ZM126 261V262H125ZM138 261V262H137ZM245 261H246V263H245ZM251 261H253V262H251ZM116 262H118V263H116ZM133 262V263H132ZM19 264V263H18Z\"/></svg>",
	"mask_w": 264,
	"mask_h": 264
}]
</instances>
